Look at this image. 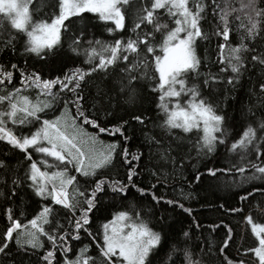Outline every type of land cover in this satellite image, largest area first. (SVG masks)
<instances>
[{"label":"trees","instance_id":"1","mask_svg":"<svg viewBox=\"0 0 264 264\" xmlns=\"http://www.w3.org/2000/svg\"><path fill=\"white\" fill-rule=\"evenodd\" d=\"M152 2L153 0H127L122 7L125 27L111 33L108 28L115 29V25L112 21L100 20L98 14L86 12L80 16L68 17L64 22L66 27L61 29V42L55 47V55L49 54L46 58L24 53L21 45L23 39L27 37L11 29L10 22L0 14V20L3 21L0 23V69L13 73L10 81L0 83V95H7L13 89L21 90L30 85L21 82L20 71L23 69H27L28 72H39L44 79H51L63 76L76 67L85 70L94 67L99 60L94 57L86 63L87 56L84 50L97 44L96 41L114 43L116 39H122L126 42L129 38L135 39L137 33L142 36L151 32L154 46L162 45L167 32L176 27L175 17L169 13L168 8L155 11L153 24L144 21L139 29L135 28V25L141 22L145 11L151 9ZM198 3L207 6L201 23L210 40H199L197 51L203 61L199 69L201 76L198 80H190L188 86L191 87L192 83H199L202 86L205 73L220 77L218 81L213 82L211 93L207 88L202 87L201 90L205 98L211 95L210 102L214 105L216 113L225 117L223 127L226 130L224 137L226 142L217 143L216 149L208 153L206 148L198 147V143H202L200 141L202 129L193 128L189 133H184L181 129L166 132L160 126L166 117L157 107L160 103L159 92L152 93L146 81L141 82L144 85L142 88L137 84L138 92L134 100L129 99L127 91H121L120 81L124 78L121 69L126 67L122 58L114 65H110L106 71L93 72L83 82L84 93L86 96L89 93L95 95L98 86L106 88L111 99L105 103V108L113 115L106 116L103 112L99 115L101 126L108 128V132L100 133L98 128H93L91 124L87 125L97 134L112 138L118 146L119 153L125 148L129 150V160L136 169L134 177L136 187H130L123 198L119 195L101 197L100 207L89 213V225L85 226L92 235L83 230H78V240L68 235L66 239L70 251L65 256L60 248L56 247L53 264H64L65 258L72 259L75 256V245L84 241L91 243L93 253L99 252L97 242L103 244L101 234L104 221L120 211H130L133 214L141 212L142 219L148 226L153 231L161 233V243L150 254L151 264H189V259L192 264H229V261L232 264H240L241 261L243 264H256L253 253L248 251L254 248L255 237L249 230L247 224L249 220L246 217L263 222L261 216H264V179L259 175L254 176V169L250 165H264V150H261V156L257 157L256 150L260 147L259 144L249 145L247 149L238 147L230 151V148L249 126L255 130L258 140L264 137V129L260 127L264 123V92L260 88V85L264 84V65L258 60H252L254 55L264 58V17H256L250 8L241 9V4H247L248 0H189L190 10L195 11ZM255 4L259 10H264V0H255ZM58 5L59 0H31L29 4L31 23L51 21L58 15ZM213 8H216L215 14ZM221 9L227 13L230 28L228 47L225 48L223 55L227 58L228 48L239 45L242 37L243 42L248 45V50L243 53L246 63L240 78L234 80L232 84H228V77L234 74L227 64H221L218 58L221 51L218 43L224 42L223 37L215 35L217 27L223 28V22L219 20ZM233 9L235 11H232ZM249 16L258 20L256 35L253 38L247 35V28L251 26ZM157 24L161 26L158 30ZM81 32L84 33L83 43L79 45L81 51L80 54H75L70 49ZM11 34L17 37L14 41L15 54L11 45L5 48ZM160 53L161 48L156 47V54ZM129 55L131 58L129 62L137 59L135 54ZM140 58H146L143 47L140 50ZM12 64L18 66L16 70L12 69ZM222 67L225 69L224 72H220ZM34 88L38 92L37 87ZM66 95L71 98V94ZM187 99L188 95L184 94L182 103ZM71 111L74 115L75 109ZM38 115L43 117L45 114ZM92 115L96 113L92 112ZM136 115L145 117L144 123L133 120L132 117ZM79 121L83 122L82 119ZM123 121L128 122L124 128L127 141L124 135L113 130ZM149 137L160 140L162 145H157L154 141L150 143ZM260 143H264V140ZM169 144L171 152L166 159L162 158L159 149L161 146L167 148ZM30 152L29 149V154L33 158ZM133 153L142 158L132 160ZM114 155L115 166L103 170V175L108 179L127 183L129 165L123 164L121 155ZM0 160L7 166L0 167V239L7 227L11 226L9 210L12 219L20 224V228L14 231L9 241L7 253H0V264H47L41 259L46 251L53 250L47 236L37 233L41 247L35 249L24 243L27 236L21 238L22 247L17 245L16 237L27 230H33L28 221L41 211L42 206L51 204L52 201L50 197L35 196L33 189L29 187L31 181L25 178V174L32 161L26 159V153L13 148L7 141L0 140ZM239 167L245 169L244 173L236 170ZM209 168L215 169L216 175H210L207 171ZM77 177L84 184V178L79 175ZM14 179L19 181L15 186V194L12 183ZM73 185H70L69 194ZM88 187H91V184ZM139 188L145 189L144 194L138 191ZM82 191H86L85 185ZM153 195L161 199L154 200ZM242 196L246 198L242 200ZM77 198L83 204L84 197ZM57 208L59 209V206ZM257 210H261L260 216L254 214ZM65 213L67 210H61L58 219L63 227L71 232ZM76 214L79 215V209ZM67 215L71 216V213ZM44 227L48 229V225ZM226 240L229 241L228 244H225Z\"/></svg>","mask_w":264,"mask_h":264},{"label":"snow or ice","instance_id":"2","mask_svg":"<svg viewBox=\"0 0 264 264\" xmlns=\"http://www.w3.org/2000/svg\"><path fill=\"white\" fill-rule=\"evenodd\" d=\"M28 3L30 0H0V14L6 18L17 33H23L27 38L22 41L24 53L35 54L38 57L46 58L49 54L55 55V47L61 42L60 33L63 27H66L65 21L71 16H80L81 13H94L99 15L102 21H112L115 29L108 28L111 33L125 27V15L122 7L127 3V0H59L58 15L51 19V22L41 21L31 25L29 30L30 14ZM189 0H153L151 9L146 10L140 23L135 25L136 29L140 28L142 22L148 24L154 23V13L158 9L168 8L169 13L175 17L176 27L168 31L164 36L162 45L154 46L151 37L152 33L140 35L137 33L136 38H129L126 42L122 39H116L113 44L106 45L104 51L111 52L110 56L101 55L99 63L94 67H89L86 70L76 67L71 72L64 73L63 76H56L51 79H44L39 72H28L27 69L20 71L22 84L35 85L41 88V91L48 97L41 105H28V98L20 96L19 89H13L7 95H0V103L7 101L8 110L0 112V140L7 141L13 148L19 149L26 153V159L32 161L29 165V170L25 174V178L31 181V187L35 196L40 198L50 197L52 203L42 206L41 211L28 221L34 231L26 233L27 239L24 243L29 244L33 249L41 247L37 233L41 236H47L48 240L53 245V250L45 252L41 257L47 264H53L54 249L60 248L62 254L70 251L66 237L72 236V239H79V231L83 230L92 235L85 227L89 225V213L100 207L101 197L123 196L128 192L129 188H135L134 177L136 169L131 165L129 160V150L125 148L122 153L118 152L116 144L104 146L101 150L95 148L96 138L87 137L83 130L79 128V120H83L84 124H91L93 128H98L100 133L108 132L109 129L101 126L99 115L103 112L106 116L113 115L105 108L111 97L106 88L98 86L96 94L89 93L87 96L84 93V81L93 72L97 70H108L110 65H114L121 58L126 64V67L121 71L124 73V78L120 81L121 91H127L130 100H134L137 95V84L142 88V81L148 82L149 90L152 93L159 92L160 103L157 107L165 114V119L160 125L166 132H171L172 129H181L184 133H189L193 128L201 130L203 135L200 137L202 143H198L199 148H206L208 153L213 152L217 143H225V132L223 121L225 117L217 114L214 105L210 102L211 95L207 98L202 95V87L212 91V84L220 79V77L212 73L204 74V82L201 86L199 83H192L188 86L190 80H198L201 76L199 71L203 64L202 59L198 55L199 40L209 41L210 38L202 27V19L207 11V6L204 3H198L195 11H191ZM218 7V6H217ZM250 8L256 17H264V10H259L256 7L255 0H248L247 4H241V9ZM232 11H235L234 9ZM219 20L223 22V28H216L215 35L223 37L224 42L218 43L221 50L218 58L221 64H227L233 76L228 77V84H232L234 80L240 78V73L246 63V57L243 55L248 50V45L243 42L235 47H229V55L226 58L223 52L228 47L230 38V28L227 20V13L223 9L220 10ZM213 13H216V8H213ZM247 15V13H246ZM239 19V17H237ZM250 27L247 28V35L253 38L256 35L258 20L248 17ZM3 21L0 20V23ZM161 26L156 25L157 30ZM244 27V25H241ZM39 33V35H38ZM184 33L183 36L180 34ZM84 33L75 38L73 47L70 49L75 54H80L79 45L83 43ZM17 37L14 34L9 36L5 43V48L12 46L13 54L16 51L14 41ZM99 44V41H96ZM91 45V41L89 42ZM145 49V59L140 58L141 48ZM156 47H160L163 55L156 54ZM87 56L86 63L90 62L95 54L96 49L89 47L84 50ZM135 54L137 59L130 61V55ZM253 61H259L264 65V58L252 56ZM13 70L17 69L16 64L11 65ZM143 69V71H141ZM154 69V71H151ZM222 67L220 72H224ZM151 72V74H150ZM13 73L0 69V83L10 81ZM178 86V87H177ZM261 91L264 92V84L260 85ZM71 94V98L68 95ZM187 94L189 99L183 100V95ZM23 101L24 104H20ZM75 109V114L69 120L68 112L61 109ZM46 110H51L53 113L60 111L59 116L54 119H43L41 126L36 131L31 132V135H25L22 138L13 134V132L4 127L3 117H7L14 124H25L30 122V118L40 123L41 116L38 113L46 115ZM95 112L96 115H92ZM17 113H22L23 117L17 119ZM133 120L144 123L145 117L136 115ZM107 123V121H105ZM127 121H123L121 125L115 126L114 131L124 135L125 141L128 137L125 135L124 128ZM264 129V123L260 125ZM215 133H219L217 136ZM264 137L257 139L255 130L249 126L245 129L241 137L234 141L230 151L236 150L238 147L247 149L249 145L259 144L260 147L256 150V156L260 157L264 150V143L260 141ZM149 141L155 142L157 145H162L160 140L155 137H149ZM88 151H85V147ZM29 149H34L36 153L43 154V157H52L58 164L49 165L47 159H42V163L48 168H58L55 171H41L29 154ZM162 158H167L171 152V145L167 148L161 146L159 149ZM119 154L123 157V164L129 165L127 183H122L120 180L108 179L103 175V170L115 166V155ZM142 158L135 153L132 154V160ZM69 166H72L76 173L84 178L86 191H81L79 188L73 190L72 195L69 194V186L78 181V177L69 174ZM254 169V176L259 175L264 179V165H250ZM0 167H7L4 161L0 160ZM240 173H244L245 169L239 167L236 169ZM210 175H216V170L213 168L207 169ZM99 176V178H96ZM199 179V174L197 175ZM19 181L13 180V194H15V186ZM91 184V187L88 185ZM51 185V187H49ZM138 191L144 194L145 189L139 188ZM87 192V194H86ZM250 195V194H249ZM84 197L83 204L77 197ZM246 197L242 196L241 199ZM154 200L161 198L153 195ZM168 203H174L168 201ZM83 205H86L84 207ZM59 206V209L57 208ZM182 207V205H181ZM79 209V215H77ZM61 210H67L71 213L68 216L65 213V218L69 220V225L72 231L64 228L58 217ZM188 211V209H185ZM236 211V209H234ZM251 223L250 217H246ZM9 220L11 226L3 233L0 239V253H7L9 241L16 229L20 228V224L12 219L11 210H9ZM48 225V229L44 227ZM63 228V230H61ZM103 244L97 242V247L100 252V264H151V255L157 246L161 243V233L153 231L151 227L142 219L141 212L120 211L115 213L111 221L103 225ZM253 233L257 236L258 246L250 249L259 260V264H264V225L253 224ZM187 235V233H185ZM93 239L96 238L93 236ZM16 243L22 247L20 236L16 237ZM229 241L226 240L225 244ZM87 245L77 254L75 260L65 258L64 264H95L90 257L83 255L87 251ZM186 258L188 254L186 253ZM189 264L192 261L189 259ZM229 264H232L229 261ZM243 264V261L240 262Z\"/></svg>","mask_w":264,"mask_h":264},{"label":"rangeland","instance_id":"3","mask_svg":"<svg viewBox=\"0 0 264 264\" xmlns=\"http://www.w3.org/2000/svg\"><path fill=\"white\" fill-rule=\"evenodd\" d=\"M30 2H31V0H30ZM29 4L30 3H28V8H29ZM29 14H30V11H29ZM50 22L51 21H49L48 23H50ZM31 25H33V24L31 23V16H30V21H29V25H28L29 30H31ZM38 35H39V33H38ZM180 35L183 36L184 33H181ZM111 44H113V43H108L107 42V43L95 44L94 46H92V47H94L96 49L95 54H94V56L92 58L95 57V58H97L99 60L101 55L110 56L111 55L110 50L109 51H104V48H105L106 45H111ZM160 55L161 56L163 55L162 50H161ZM30 85L25 86L19 92L20 96H26L28 98V105L29 106H31V105H41L42 106V102L43 101H45V100H49L50 101L51 98L46 96L41 91V88L37 87V89H38V92H37L35 90V88H34L36 86L32 87ZM19 103L20 104H24L23 101H19ZM60 107H61L62 110H65V109H63V105H61ZM7 110H8L7 101L5 103H1L0 104V112H6ZM65 111L68 112V117H69V120H70L71 117L73 116L71 109L70 110H65ZM59 115H60V111H56L55 113H53L51 110H46V115L41 117V122L40 123H38L35 120V118H30V122L25 123V124H20V123H15L14 124L11 120H8L6 116L3 117L2 119L4 120V127L5 128L11 130L14 135L21 136V138H22L23 136L31 135V132L36 131V129L41 126V123H42L43 119H54L55 116H59ZM22 117H23L22 113H17V119L22 118ZM78 126H79L80 129L83 130V133H85L87 137H95L96 138L95 148L97 150H101L104 146H107V145H110V144H115V142H114V140L112 138H110L107 135L103 136V135L97 134L96 132L92 131L90 129V127H88L89 125L84 124V122H80L79 121ZM30 150H31L30 153H32L33 156H34L33 157L34 161L37 162V165L41 169V171H55V170H58V168H55V167L48 168L41 162L42 159H47L49 161V165L58 164V162H55L52 157H43V154L36 153L34 149H30ZM85 151L86 152L88 151V147L87 146L85 147ZM69 174L70 175H74L76 177L79 175L78 173L75 172V170H74V168L72 166H69ZM49 187H51V185H49ZM69 188H70V186H69ZM76 188H79L82 191L83 188H84V184L80 180H78L76 183H74V185L71 187V194L70 195H72L73 190L76 189ZM259 213H262L261 210H257L254 214L260 216ZM261 219H262L263 222L254 221V219H251V221H252L251 223H249V221H247L249 230L255 237L254 248L258 246V239H257V236L253 233L252 227H253V224L264 225V216L263 215L261 216ZM111 220H112V218L104 221L103 225L106 222L111 221ZM245 226H247V225L245 224ZM31 231H33V230H31ZM103 231H104V229H103V226H102V234H101L102 243H103ZM27 232H29V231L27 230V231H25L23 233H20L21 234V235H19L20 238L26 237V233ZM261 235H264V233H261ZM38 238H39V236L37 234V239ZM251 238H252V235H251ZM85 245H87L88 247H87V251L83 255H86V256L90 257L91 260L95 262V264H100V253L99 252L93 253L92 252L91 243L90 242H86V241H84L82 244L75 245V247H76V250H74L75 251V256L72 259H70V260H75L76 257H77V254L80 253L81 249L84 248ZM253 255H254L255 263L258 264V262H259L258 258L255 256L254 253H253ZM81 264H83V258L82 257H81Z\"/></svg>","mask_w":264,"mask_h":264}]
</instances>
